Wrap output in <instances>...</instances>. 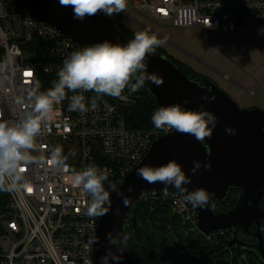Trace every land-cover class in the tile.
I'll return each mask as SVG.
<instances>
[{"label": "built area", "instance_id": "built-area-1", "mask_svg": "<svg viewBox=\"0 0 264 264\" xmlns=\"http://www.w3.org/2000/svg\"><path fill=\"white\" fill-rule=\"evenodd\" d=\"M120 14L151 32L155 31L133 15L162 27L202 28L214 37L245 29L249 20L264 23V0H130L129 10ZM90 45L78 43L54 25L37 20L27 0H0V119L17 121L30 110L28 95L36 85L39 91L50 88L65 58ZM21 94L24 103L18 104ZM83 95L87 112L69 111L70 101L66 98L54 106L37 139L34 155L47 161L51 152L61 146L67 157L66 168L29 166L25 175L31 191L6 192L7 202L0 207V264H94L89 240L95 238L100 216L86 214L89 197L71 182L74 171H82L90 164L107 169L105 187L111 196L142 161L152 142L172 131L154 126L129 127L123 108L136 95L125 91L118 98L98 97L92 91ZM164 191L150 188L138 194L123 217L125 237L131 235L137 201L165 203L190 226L194 237L211 242L215 249L231 248L235 227L202 232L197 209L186 202V194L168 190L165 196Z\"/></svg>", "mask_w": 264, "mask_h": 264}, {"label": "water", "instance_id": "water-1", "mask_svg": "<svg viewBox=\"0 0 264 264\" xmlns=\"http://www.w3.org/2000/svg\"><path fill=\"white\" fill-rule=\"evenodd\" d=\"M27 1L32 15L37 20L54 25L78 43L94 44L106 39L126 43L131 40L124 36L110 17L102 13L77 19L74 18L72 6L62 3V0ZM146 59L148 72L156 74L163 83L157 86L149 81L143 89L131 95L147 93L160 106L183 102L187 98V107L199 108L203 105L217 117L218 123L212 136L205 138L204 142L175 130L159 136L152 142L142 161L121 180L112 193L111 209L100 216L95 235L99 240L93 245L94 264H99L100 257L106 251L115 250L110 248L107 234L125 237L122 228L123 217L138 194L142 190H160L166 187L159 182H147L137 175V170L146 166H159L173 159L183 165L186 174L192 176L191 183L186 186L187 192L204 187L215 194L214 210L196 208L198 228L208 233L216 229L235 227L230 245L239 243L252 246L247 243V239L255 238L258 249L264 254L261 230L264 227V206L260 205L264 192V111L260 108H241L214 80L186 76L166 56L154 53ZM209 89L211 91L208 94L216 97L211 103L201 99ZM125 92H128L127 89ZM227 127L235 129L236 134H229ZM194 161L210 163L211 168L201 167L196 174H192ZM168 190L177 191L171 187ZM233 191H236L234 205L227 210H219V204L230 200ZM125 199L127 204L124 203ZM135 224L133 216V225ZM245 227L253 230L244 232ZM173 234L161 241L155 264H233L232 257L227 259L213 255L215 249L211 242ZM125 242L126 239V245ZM121 264L142 263L127 249Z\"/></svg>", "mask_w": 264, "mask_h": 264}, {"label": "clouds", "instance_id": "clouds-1", "mask_svg": "<svg viewBox=\"0 0 264 264\" xmlns=\"http://www.w3.org/2000/svg\"><path fill=\"white\" fill-rule=\"evenodd\" d=\"M72 6L74 18L102 13L107 17L119 13L126 8L127 0H62ZM166 43L165 38L150 30L138 31L126 43L103 40L90 46L73 51L63 61L58 71V79L52 86L39 91V84L29 93L30 110L24 111L15 122L0 119V191L16 194L29 190L30 182L25 175V168L33 165L48 164L53 170H63L67 165V157L63 148L57 146L46 161L43 156L34 155L38 137L42 134V124L51 118L54 106L69 99V111H88L84 92L92 91L100 96L121 97L127 89L135 93L145 87L149 81L159 86L163 80L156 74L148 72L147 57ZM6 63H11L7 61ZM205 92L202 100L211 103L215 95ZM68 93H76L68 96ZM17 103H24V96L17 97ZM187 98L161 106L154 110L151 122L156 129L162 131L175 130L195 137L199 142L212 136L218 119L201 105L189 108ZM92 107H95L93 104ZM229 134L235 135V129L227 127ZM201 167L210 169L211 164L194 161L191 168L196 174ZM137 175L149 183L159 182L165 185L164 195L167 196L171 187L185 195V200L194 208L214 210V192L199 187L191 192L186 186L191 183L190 175L186 174L183 165L175 159L159 166H146L137 170ZM108 170L90 164L82 171H74L71 182L89 197L87 215L99 217L105 215L112 207L110 191L105 187ZM114 190V185H109ZM131 191V188H129ZM127 204V200H124ZM106 239L114 251H106L100 257L99 264H121L127 251L124 240L119 234H107ZM99 238H92L89 244L95 245Z\"/></svg>", "mask_w": 264, "mask_h": 264}, {"label": "rangeland", "instance_id": "rangeland-1", "mask_svg": "<svg viewBox=\"0 0 264 264\" xmlns=\"http://www.w3.org/2000/svg\"><path fill=\"white\" fill-rule=\"evenodd\" d=\"M129 7L130 0H127L124 10L128 11ZM133 16L165 38L166 43L160 47L173 54L177 52L186 68L214 79L241 108L257 106L264 111V23L249 20L245 29L238 28L231 35L210 37V33L202 28L162 27ZM110 18L134 34L146 30L120 12ZM257 72L256 78L252 79ZM241 248L238 264H264V256L256 247L241 244ZM244 250L252 253V262Z\"/></svg>", "mask_w": 264, "mask_h": 264}, {"label": "flooded vegetation", "instance_id": "flooded-vegetation-1", "mask_svg": "<svg viewBox=\"0 0 264 264\" xmlns=\"http://www.w3.org/2000/svg\"><path fill=\"white\" fill-rule=\"evenodd\" d=\"M158 36L161 37V35H158ZM161 48H162V50H160L159 48L156 49L155 53L159 54V55L166 56L167 58H169L171 60V62L174 65H176L186 76H189V77L190 76H199V77H206V78L211 79L210 76L205 75L203 73H200V74L198 72L196 73V71H194V73H191V74L186 73V71L183 70L180 66V65H182L184 60H182L178 56L179 54L177 52H176V54H173L170 51H167L165 48H163V47H161ZM181 57L183 58V56H181ZM253 78H256V77H252V79ZM212 80H214V79H212ZM221 90H223V89H221ZM224 92L227 93L226 91H224ZM252 108H260V107L252 106ZM234 192H236V191H233L232 194ZM228 203H229V200L225 203L219 204L218 209L221 211L227 210L234 205L235 201L231 206H228ZM261 206H264V204ZM148 214L149 215L147 216L146 226H144L142 229H140V231H139V229H138V231L134 230L132 227V229H133L132 231H135V233L138 234L139 239L142 241V243L139 244L138 249L135 251L131 250L127 246V249L130 251V253L135 258L139 259V261L142 264H155L156 263L155 258L157 257V254H159V252H160V243H161V241H164V239L165 240L168 239L169 234L174 233L173 235H175V236L181 237V235H184L185 238L197 239L196 237H194V234L190 230V228H189L190 226H188V224L186 222H184V220H182V218L179 215H176V213L173 212L172 207L169 204H166V206L161 210H158V206L154 205L153 207L150 208V211ZM132 226H134V225H132ZM243 230H244V232L245 231L250 232L253 229L249 228V227H245V229H243ZM261 230L263 232L262 237L264 238V227H262ZM126 242H127V240H126ZM126 245H127V243H126ZM233 245L235 248L238 246H241V244H239V243H233ZM263 247H264V244H263ZM213 255H218L220 258H227V259L231 258V256L229 254H226V252L217 253L216 250L213 253Z\"/></svg>", "mask_w": 264, "mask_h": 264}, {"label": "trees", "instance_id": "trees-1", "mask_svg": "<svg viewBox=\"0 0 264 264\" xmlns=\"http://www.w3.org/2000/svg\"><path fill=\"white\" fill-rule=\"evenodd\" d=\"M116 23V22H115ZM117 27L119 30L124 34L125 37L128 39H132L134 37V33L122 26L117 24ZM160 50H162L161 47H158ZM157 48V49H158ZM183 70L186 71V73H194V70L192 68H186L183 64L180 65ZM133 102L123 108V115L124 118L127 122V125L131 128H148L153 126L151 122V115L156 110L157 108L161 107L156 100L149 94H141V95H136L133 98ZM236 199V192L232 194V198L229 200L228 206H231ZM7 202V193L4 191H0V207L4 205ZM264 204V192L262 195V198L260 200V205ZM155 204L151 203H141V202H136L135 206L133 208V216L135 217V226H132L134 230L142 229L144 226H146V221H147V216L149 215L150 208L153 207ZM158 210L163 209L166 204H159ZM132 229V230H133ZM127 240V246L131 250H137L139 247V244L142 243V241L139 239V236L135 231L131 233L129 238L126 237ZM247 243H251L252 246L248 247H256L258 249L256 240L254 238H249L247 239ZM217 247H214V249ZM264 248V247H263ZM217 253L223 252L225 249L218 247V249H215ZM259 250V249H258ZM242 248L241 246L234 247V245H231V248L228 249L226 254H229L233 258V264H238L237 262V256L241 253ZM247 254V257L250 259L252 262V253L250 251L244 250ZM261 251V250H259ZM264 256V254H263Z\"/></svg>", "mask_w": 264, "mask_h": 264}, {"label": "snow or ice", "instance_id": "snow-or-ice-1", "mask_svg": "<svg viewBox=\"0 0 264 264\" xmlns=\"http://www.w3.org/2000/svg\"><path fill=\"white\" fill-rule=\"evenodd\" d=\"M29 191H31V188H29Z\"/></svg>", "mask_w": 264, "mask_h": 264}]
</instances>
